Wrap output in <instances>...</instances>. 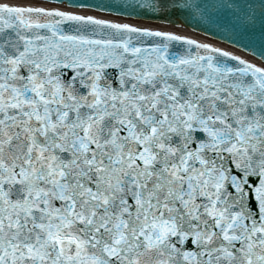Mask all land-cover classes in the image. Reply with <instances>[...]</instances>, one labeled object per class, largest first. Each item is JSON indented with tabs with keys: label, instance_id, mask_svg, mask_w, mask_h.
Segmentation results:
<instances>
[{
	"label": "snow or ice",
	"instance_id": "6c2138e0",
	"mask_svg": "<svg viewBox=\"0 0 264 264\" xmlns=\"http://www.w3.org/2000/svg\"><path fill=\"white\" fill-rule=\"evenodd\" d=\"M0 264H264V0H0Z\"/></svg>",
	"mask_w": 264,
	"mask_h": 264
},
{
	"label": "bare ground",
	"instance_id": "6f19581e",
	"mask_svg": "<svg viewBox=\"0 0 264 264\" xmlns=\"http://www.w3.org/2000/svg\"><path fill=\"white\" fill-rule=\"evenodd\" d=\"M97 15H105V16H111V18H114V19H122V20H126V21H129V22H132V23H137V24H145V25H151V26H154V27H171V28H174V30H177V31H183L189 35H192V36H195L201 40H206V41H209V42H212L214 44H217L221 47H225L233 52H237L238 54L240 55H244V56H247V58L249 59H254L253 56H250L248 55L247 53H244L243 51H239L238 49H235L234 47H231L229 45H226L225 43H220L214 39H210L206 36H201L199 35L198 33L194 32V31H191L189 30L187 27L183 26H177V25H162L161 23L157 22V21H147V20H138V19H131V18H127V17H121V16H116V15H113V14H110V13H100V12H97L96 13Z\"/></svg>",
	"mask_w": 264,
	"mask_h": 264
},
{
	"label": "water",
	"instance_id": "95a60500",
	"mask_svg": "<svg viewBox=\"0 0 264 264\" xmlns=\"http://www.w3.org/2000/svg\"><path fill=\"white\" fill-rule=\"evenodd\" d=\"M121 17H123V16H121ZM124 17L131 18V19L134 18V19H138V20H147V21H152V22H153V21H157V20H154V19H141V18H137L135 15H132V16H124ZM157 22H159V21H157ZM177 26H180V25L178 24ZM184 26L187 27V28H189L190 30H194L195 32H197V33H199V34H201V35L203 34V35L208 36V37H210V38H214V39H216V40H218V41H220V42H224V43H226L227 45L234 46V47L237 48L238 50L245 52V51L243 50L242 46H241V47H236L234 44H232V43H230V42L224 40L222 37H214L211 33L205 34L204 31H203V29H195L194 26H192V25H184ZM245 53H247V52H245ZM248 54H249V53H248ZM257 59H258V58H257Z\"/></svg>",
	"mask_w": 264,
	"mask_h": 264
}]
</instances>
